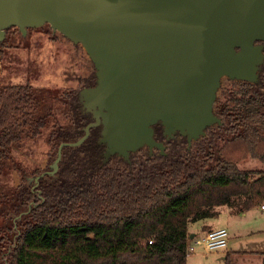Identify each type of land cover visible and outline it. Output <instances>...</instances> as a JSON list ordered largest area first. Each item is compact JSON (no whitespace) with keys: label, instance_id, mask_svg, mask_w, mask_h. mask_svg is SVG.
<instances>
[{"label":"trees","instance_id":"obj_1","mask_svg":"<svg viewBox=\"0 0 264 264\" xmlns=\"http://www.w3.org/2000/svg\"><path fill=\"white\" fill-rule=\"evenodd\" d=\"M225 96L215 104L223 124L193 143L200 152L193 157L189 149L185 155L149 152L138 167L121 159L130 169H103L101 127L92 129L76 149L86 155L85 168L60 186H45L8 264H188L199 232L213 230L202 226L193 233L191 225L217 219L223 207L242 214L264 202V170L239 167L249 157L264 164V65L258 83L234 82ZM38 108L30 85L0 88V170L27 131L37 135L47 125ZM72 113L82 137L93 119L77 96ZM215 128L229 136L217 151ZM59 135L62 143L70 141L69 133ZM156 139L166 141L160 125ZM167 144L188 147L180 136ZM225 264H236L233 254Z\"/></svg>","mask_w":264,"mask_h":264},{"label":"water","instance_id":"obj_2","mask_svg":"<svg viewBox=\"0 0 264 264\" xmlns=\"http://www.w3.org/2000/svg\"><path fill=\"white\" fill-rule=\"evenodd\" d=\"M45 25L84 48L97 79L80 92L93 121L59 146L49 174L99 127L102 167L144 148L165 156L159 125L166 141L184 137L190 149L223 124V80L256 84L264 65V0H0V42L9 28L26 35Z\"/></svg>","mask_w":264,"mask_h":264},{"label":"rangeland","instance_id":"obj_3","mask_svg":"<svg viewBox=\"0 0 264 264\" xmlns=\"http://www.w3.org/2000/svg\"><path fill=\"white\" fill-rule=\"evenodd\" d=\"M95 68L81 45H75L49 25L21 34L11 29L5 40L0 43V88L7 85H30L38 101L39 116L47 117V125L37 135L33 130L23 135L19 144L11 148L10 158L5 160L0 170V257L1 264H8V257L16 246L18 237L31 219L33 206L42 199L45 186H60L78 175L85 168V153L77 148H67L59 163L58 171L51 172V166L58 156L62 137L59 133H69L70 141L75 142L81 134L76 131L70 98L83 89L84 81L94 76ZM232 82L224 79L216 103L225 101V93ZM224 127H228L225 124ZM218 135L216 150L229 136L224 129L215 128ZM207 142V140H205ZM205 142L203 143L205 145ZM180 145V144H179ZM79 148V147H78ZM188 147L167 144L166 155L181 153L185 155ZM190 156L199 155L198 147L193 145ZM149 149L144 148L131 156V163L138 167L147 159ZM154 155L159 151L154 150ZM122 158L114 157L103 167L130 169ZM70 164V172L67 165ZM239 167L243 170H264V164L250 157L242 160ZM132 168V167H131ZM48 174L39 181L36 178ZM82 175H84L82 173ZM79 178V177H77ZM95 182L92 177L87 180ZM26 193V194H25ZM30 194V195H29ZM29 195V196H28ZM31 198V199H29ZM262 204L238 214L228 207L220 208V215L209 220L214 225L226 228L228 247L206 251L196 246L190 253L188 264H225L226 255L231 253L236 264H264V210ZM234 212V213H233ZM191 228L200 229V224ZM199 237L203 234L199 232ZM194 245V242L192 243ZM241 253V254H240ZM244 254H248L244 257ZM239 256L242 260H239Z\"/></svg>","mask_w":264,"mask_h":264},{"label":"built area","instance_id":"obj_4","mask_svg":"<svg viewBox=\"0 0 264 264\" xmlns=\"http://www.w3.org/2000/svg\"><path fill=\"white\" fill-rule=\"evenodd\" d=\"M261 208L264 210V205ZM228 237L226 228L213 229L204 236L195 239L194 245H191L189 252H196V246H200L206 251L225 249L228 246Z\"/></svg>","mask_w":264,"mask_h":264},{"label":"flooded vegetation","instance_id":"obj_5","mask_svg":"<svg viewBox=\"0 0 264 264\" xmlns=\"http://www.w3.org/2000/svg\"><path fill=\"white\" fill-rule=\"evenodd\" d=\"M11 29H18V31L21 33V34H23L20 30H19V28H17V27H12V28H9V29H7L6 30V33H5V38H6V36H7V34L11 31ZM35 28H30V29H28V31H30V30H34ZM37 29V28H36ZM28 31H27V33H28ZM27 35V34H26ZM5 38L3 39V41L5 40ZM3 41H1L0 43H2ZM71 42V41H70ZM74 44V43H73ZM76 45V44H75ZM93 64V63H92ZM94 66V65H93ZM230 82V81H229ZM84 83H85V85H84V87H83V89H85V88H91V87H94L96 84H97V79H96V74H94V76H89V78L88 79H86L85 81H84ZM82 89V90H83ZM82 90H80L77 94H75L74 96H72L71 98H70V105H71V110H72V106L74 105V100H75V97L77 96V98H78V101L80 102V92L82 91ZM81 110L83 111V106H81ZM217 115V114H216ZM75 117L73 116V119H74ZM75 120V119H74ZM84 130V129H83ZM85 134V133H84ZM90 136H91V134H90ZM90 136H89V138H90ZM83 137V136H82ZM81 137V138H82ZM88 138V139H89ZM80 139V138H79ZM78 139V140H79ZM87 139V140H88ZM100 139V138H99ZM77 140V141H78ZM86 140V141H87ZM85 141V142H86ZM99 141V140H98ZM76 142V141H75ZM160 142H164V144H165V140L164 141H160ZM65 143V142H64ZM62 144V143H61ZM60 144V145H61ZM84 144V143H83ZM82 144V145H83ZM98 144V143H97ZM81 145V146H82ZM81 146H78V147H81ZM78 147H67V148H78ZM100 147H102V146H100ZM166 149H167V146H166ZM165 149V150H166ZM103 151H104V146L102 147V152H101V154H100V158H101V164H102V153H103ZM159 151V153L161 154V152H160V150H158ZM150 152V151H149ZM151 153V152H150ZM166 154V153H165ZM162 155V154H161ZM166 156V155H165ZM105 166H107V165H105ZM104 166V167H105ZM101 167H102V165H101ZM103 168V167H102Z\"/></svg>","mask_w":264,"mask_h":264},{"label":"crops","instance_id":"obj_6","mask_svg":"<svg viewBox=\"0 0 264 264\" xmlns=\"http://www.w3.org/2000/svg\"><path fill=\"white\" fill-rule=\"evenodd\" d=\"M202 226H207V227H210L212 229L222 228L220 225L212 224L211 221H206L203 224H200V229H198V228H190V231L193 232V233H195V232L197 233V232H199L201 230ZM228 242H229V240H228ZM244 255H245L244 257H250V256H247L248 254H244ZM239 260H242L241 256H239Z\"/></svg>","mask_w":264,"mask_h":264}]
</instances>
